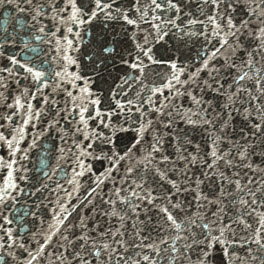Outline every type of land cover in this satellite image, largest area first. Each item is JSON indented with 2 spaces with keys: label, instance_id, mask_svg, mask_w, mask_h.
<instances>
[{
  "label": "snow or ice",
  "instance_id": "obj_1",
  "mask_svg": "<svg viewBox=\"0 0 264 264\" xmlns=\"http://www.w3.org/2000/svg\"><path fill=\"white\" fill-rule=\"evenodd\" d=\"M0 264H264V0H0Z\"/></svg>",
  "mask_w": 264,
  "mask_h": 264
}]
</instances>
